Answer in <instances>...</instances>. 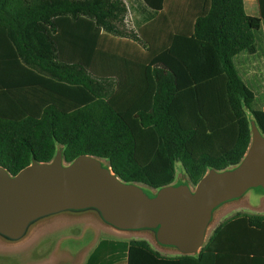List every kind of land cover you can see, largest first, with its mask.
Wrapping results in <instances>:
<instances>
[{
	"label": "trees",
	"instance_id": "trees-1",
	"mask_svg": "<svg viewBox=\"0 0 264 264\" xmlns=\"http://www.w3.org/2000/svg\"><path fill=\"white\" fill-rule=\"evenodd\" d=\"M143 1L152 9L162 8V0ZM209 1L207 13L195 19L193 33L174 34L168 48L191 85L178 88L171 68L161 62L152 65V105L137 110L134 118L141 127L155 131L157 144L150 160L140 164L132 129L108 102L117 78L96 76L80 63L61 61L50 35L56 33L55 17L83 16L104 32L147 50L148 42L132 26L125 1L0 0V27L20 61L51 79L80 85L94 96L93 101L79 104L37 85L0 89V166L14 175L33 159L51 161L61 149L66 163L81 154L101 158L121 180L156 190L174 183L176 162L183 167L184 183L193 185L209 169L237 165L250 144V121L264 134V109L257 106L255 91L234 62L240 52L257 50L264 0H258V16L246 13L243 0ZM242 218L237 213L228 223ZM227 226H218L200 250L211 249ZM158 257L146 240L129 242L128 264H146Z\"/></svg>",
	"mask_w": 264,
	"mask_h": 264
},
{
	"label": "crops",
	"instance_id": "crops-1",
	"mask_svg": "<svg viewBox=\"0 0 264 264\" xmlns=\"http://www.w3.org/2000/svg\"><path fill=\"white\" fill-rule=\"evenodd\" d=\"M124 1L128 7L132 26L148 42L147 50L130 39L104 32L93 20L83 16L76 20L68 16L55 17L56 33L50 35L57 45L58 57L61 61L80 63L96 76L117 78L116 90L108 102L132 129L135 138V158L140 164H145L156 148L157 137L151 127L143 128L139 125L134 113L140 109L148 110L152 105L155 90L151 74L152 65L164 62L163 64L171 68L174 73L177 66L181 70V79L179 74L176 75L178 88L191 85L192 82L185 69L168 54V48L174 34L189 36L193 33L195 19L207 13L210 1L162 0L160 10L150 8L143 0ZM131 3L136 12L132 11ZM243 4L246 13L259 15L258 0H243ZM262 22L264 20L261 24ZM242 52L245 53L237 54L234 62L243 80L254 90L251 82L240 73L238 66L241 59L247 62L250 56H253L250 57L251 60L258 54L264 58V31L259 34L255 53ZM166 57L172 63L167 62ZM33 85L41 86L79 104L94 100V96L82 86L56 81L24 65L8 39L6 31L0 27V89ZM131 119L134 125H130ZM221 211V213L217 212L216 217H212L214 225L210 223L207 229L209 235L205 238L204 244L218 226L224 224L229 226L221 232L211 249H199L195 252H181L171 246H164L158 242L156 244L152 234H140L148 230H118L100 218H95L91 222L87 221L89 233L71 236V241L67 245L70 246L72 254L67 264H128V247L133 239L146 240L160 254V258H149L146 264H264V202L246 206L241 213L243 216L241 222L235 220L233 224L228 221L237 213H229L232 212L229 208ZM74 213L82 214H78L75 218H72L73 216L60 218L56 216L60 213H57L42 218L36 222L39 225V232L44 229H48L46 233L53 231L54 224L64 221L68 225L84 223L89 217L83 214L87 212ZM45 219L48 220L43 221ZM69 219L72 220L68 221ZM28 232L20 240L25 239ZM27 264H58V262L53 258L50 261L49 258L41 256L35 262Z\"/></svg>",
	"mask_w": 264,
	"mask_h": 264
},
{
	"label": "water",
	"instance_id": "water-1",
	"mask_svg": "<svg viewBox=\"0 0 264 264\" xmlns=\"http://www.w3.org/2000/svg\"><path fill=\"white\" fill-rule=\"evenodd\" d=\"M250 125L241 161L209 169L193 189L172 183L150 195L142 184L121 180L103 159L81 154L66 163L61 149L51 161L33 159L14 175L0 166V236L18 241L42 218L95 210L118 230H148L161 245L195 252L205 242L215 208L251 188H264V134L254 120Z\"/></svg>",
	"mask_w": 264,
	"mask_h": 264
},
{
	"label": "rangeland",
	"instance_id": "rangeland-1",
	"mask_svg": "<svg viewBox=\"0 0 264 264\" xmlns=\"http://www.w3.org/2000/svg\"><path fill=\"white\" fill-rule=\"evenodd\" d=\"M132 5V11L136 12V9ZM264 31V22H262L260 30L256 33V37L259 40V34ZM257 40V43H258ZM245 52H241L243 54ZM240 54V55H241ZM250 56V55H248ZM253 57V56H250ZM248 58V61L245 62L241 59L239 61L238 69L244 77L251 82L254 90L256 92V103L258 107H264V58L262 55L258 54L251 60ZM167 62L172 63L170 59L166 57ZM237 61V59H235ZM164 63V62H161ZM237 64V62H236ZM175 70L176 75L179 74L181 79V70L177 67ZM181 82V81H180ZM130 125H134V121L129 120ZM137 121V120H136ZM176 177L174 180L175 183H184L186 180V176L183 170V167L180 162L175 163ZM190 187L193 189L194 185L188 183ZM143 185V184H142ZM145 190L149 194H153L155 189L150 188L146 185H143ZM264 202V188L254 187L247 190L240 198L225 202L219 205L213 211V217L217 216V212L221 213L224 208H229V213H243L242 211L246 206L258 204ZM221 211V212H220ZM87 213H83L84 215H88L87 220L82 222H77L73 224H67L65 221L54 224L53 231L46 233L48 230H42L39 232V225L35 222L30 228L28 235L25 239L20 241H8L0 236V264H27L29 262H35V260L40 259L41 256L49 258L52 261V258L58 264H67L69 263L68 258L71 256L72 252L70 250V246L67 244L71 241L72 235H86L89 233L88 222H91L95 218H100L95 210H87L83 211ZM78 214L82 213H60L56 215L60 218L69 216L75 218ZM101 219V218H100ZM45 219L43 221H46ZM69 219L68 221H71ZM213 220V218H212ZM211 220V225L213 226ZM88 221V222H87ZM224 221V220H223ZM37 224V225H36ZM43 234V235H42ZM140 234L150 235L153 233L151 231H142ZM209 235V232H206V238ZM156 244H158L156 242ZM27 260V261H25ZM25 261V262H24Z\"/></svg>",
	"mask_w": 264,
	"mask_h": 264
}]
</instances>
